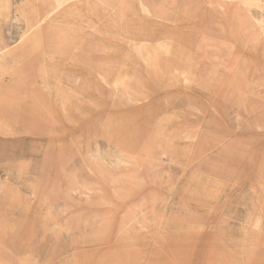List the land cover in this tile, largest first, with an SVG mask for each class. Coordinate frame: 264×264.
Wrapping results in <instances>:
<instances>
[{
	"label": "rangeland",
	"instance_id": "rangeland-1",
	"mask_svg": "<svg viewBox=\"0 0 264 264\" xmlns=\"http://www.w3.org/2000/svg\"><path fill=\"white\" fill-rule=\"evenodd\" d=\"M0 264H264V0H0Z\"/></svg>",
	"mask_w": 264,
	"mask_h": 264
}]
</instances>
